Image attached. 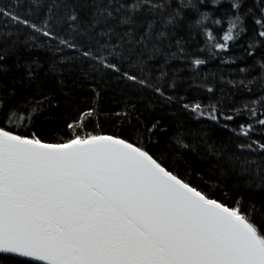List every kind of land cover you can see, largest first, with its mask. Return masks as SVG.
<instances>
[{
  "label": "snow or ice",
  "instance_id": "obj_1",
  "mask_svg": "<svg viewBox=\"0 0 264 264\" xmlns=\"http://www.w3.org/2000/svg\"><path fill=\"white\" fill-rule=\"evenodd\" d=\"M253 2L254 7L248 8L243 16L240 12L245 0L90 2V10L94 11L88 27L94 35H88L87 28L81 30V15L66 0H48L46 5L43 0H26L29 6L24 8L25 14L19 11L23 8L20 0H10V7L17 10L0 6V18H5V28L11 23L19 26L18 33L30 30L23 41L25 47L29 40L33 41L31 47H42L35 43L40 37L56 41L57 52L63 51L59 46L76 51L103 69L151 88L171 101L163 87L125 70L124 63L132 61L143 72L145 61L139 57L147 52V59H154L160 53L154 41L162 42L177 28L203 35L210 50L227 51L230 43L247 32L245 19L249 16L255 26L254 38L264 41V0ZM225 4L226 15L222 17L213 18L211 12L201 10L209 5L220 10ZM42 6L46 7L45 18L38 24L29 16L33 8ZM114 12L120 14L122 25H131L141 13L151 14L153 19L144 34L134 41L135 47L125 51L123 37L115 45L109 42L114 30H105L103 26L116 19ZM65 26L70 35L87 37L85 50L58 35ZM217 31L222 33L220 42ZM131 34L129 28L126 35ZM11 37L12 32L8 31L0 40V72L11 54L5 45L15 50L21 42L17 35L16 42L9 44ZM97 37L108 39L101 42ZM180 43L177 41L178 46ZM178 52L183 55L184 48L178 47ZM205 63L204 59L192 60L197 68ZM260 68L264 70V63ZM28 75H33L31 69ZM166 75L161 71L159 79ZM262 101L264 96L250 102L253 106L244 105L254 123L231 129L237 137L248 140L236 146L241 154L264 156V143L251 136L256 125L264 128V111L254 106L261 104L264 108ZM183 108L196 119L217 124L223 120L226 129L227 122L242 114L241 109H235V114L225 113L216 104L184 103ZM36 111L35 108L5 111L0 101V264H8L10 258H23L29 264H264V205L245 206L242 197L229 205L170 170L140 141L87 132L86 122L94 116V109L82 111L75 121L67 124L71 138L63 142L49 143L35 132L21 135L9 129L8 125L14 122L19 125L31 121ZM159 128L157 122L139 131L142 138L151 141ZM176 145L178 149L190 148L182 139ZM225 164L233 171L239 169L248 187L254 184L264 189V162L233 156Z\"/></svg>",
  "mask_w": 264,
  "mask_h": 264
},
{
  "label": "trees",
  "instance_id": "obj_2",
  "mask_svg": "<svg viewBox=\"0 0 264 264\" xmlns=\"http://www.w3.org/2000/svg\"><path fill=\"white\" fill-rule=\"evenodd\" d=\"M47 2L48 0H43L44 5ZM90 2L100 3L101 0H66L70 8H75L80 13L81 30L87 28L88 35H94L93 30L88 27L94 11L90 10ZM20 3L23 8L19 11L25 14L24 8L29 5L26 0H20ZM0 6L17 10L10 7V0H0ZM225 7L226 4L216 10L209 5L201 10L211 12L213 18H216L226 15L223 10ZM253 7V0H245L240 14L243 16L248 8ZM45 12L44 6L40 9L33 8L29 18L40 24L45 18ZM256 15L259 17L258 11ZM114 16L116 19L108 20L103 27L105 30H114L109 41L111 44L115 45L119 37L124 38L125 51L136 46L134 41L144 34L145 28L153 19L151 14L141 13L134 17L131 25H122L119 22L120 14L114 12ZM4 24L5 18H0V40L11 31L9 44L16 42L17 35L21 42L15 50L5 45L11 54L4 62V71L0 72V101H3L5 111L11 108L37 110L31 121L19 125L14 122L8 125L10 130L18 131L21 135L35 132L49 143L63 142L71 138L67 124L75 121L82 111L94 109V116L86 122L87 132L140 141L151 154L164 161L170 170L209 192L213 198L226 200L229 205L240 197L245 206L264 205V189L257 188L254 184L248 187L244 182L246 177L239 174V169L233 171L225 164V160L233 156L264 162V156L260 153H239L236 146L247 143L248 140L237 137L231 131L240 124L254 123L248 118L244 105L253 106L250 102L264 96V70L260 68V64L264 63V41L254 38L255 26L251 16L245 19L247 32L235 43H230L227 51L210 50L203 35L189 34L187 28H177L162 42L154 41L155 46L160 49L154 59H147V52L139 57L145 61L142 65L143 72L140 67L133 66L132 61L124 63L125 70L149 79L153 85L163 87L165 96L172 97L171 101L151 88L142 87L103 69L98 63L82 57L76 51L59 46L63 51L57 52L56 41H46L40 37L35 43L42 47H31L33 41L30 40L28 47H25L23 41L27 40L30 30L24 29L18 33L19 26L9 23L5 28ZM223 27L226 30V24ZM129 28L132 29L131 36L126 35ZM96 31H99V27ZM215 34L217 42H220L219 36L222 33L217 31ZM58 35L80 45L82 50L86 49L87 37L70 35L66 26ZM97 39L104 42L108 38ZM177 41L181 42L179 46ZM250 44L256 46L250 48ZM152 47L153 44L150 43L149 50ZM178 47L184 48L183 55L178 52ZM202 48L203 52L200 51ZM249 51L253 53L251 56L248 55ZM172 53H176V56L173 57ZM196 58L204 59L206 63L198 68L194 67L192 60ZM242 68L246 71L242 72ZM29 69L32 76L28 75ZM161 71L167 74L163 80L159 79ZM208 88L214 91L209 93ZM184 103H200L204 106L216 104L225 113L235 114V109H241L242 114L236 120L227 122L229 128L226 129L222 126L225 123L223 120L217 124L203 118L196 119L193 113L183 108ZM254 106L264 111L261 104ZM117 113L128 115L118 116ZM157 122L160 128L152 134L151 141L142 138L139 130ZM251 136L264 143V128L256 125V131ZM178 139L188 143L190 148L178 149ZM8 264L29 262L21 258H10Z\"/></svg>",
  "mask_w": 264,
  "mask_h": 264
},
{
  "label": "water",
  "instance_id": "obj_3",
  "mask_svg": "<svg viewBox=\"0 0 264 264\" xmlns=\"http://www.w3.org/2000/svg\"><path fill=\"white\" fill-rule=\"evenodd\" d=\"M21 259H23V258H21Z\"/></svg>",
  "mask_w": 264,
  "mask_h": 264
}]
</instances>
